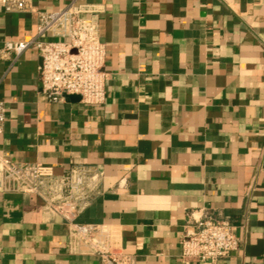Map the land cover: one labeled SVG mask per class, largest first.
Segmentation results:
<instances>
[{"label": "crops", "instance_id": "0c3cea01", "mask_svg": "<svg viewBox=\"0 0 264 264\" xmlns=\"http://www.w3.org/2000/svg\"><path fill=\"white\" fill-rule=\"evenodd\" d=\"M18 1L30 9L0 12V49L69 3ZM79 3L103 9L105 103L48 102L34 48L0 58V153L55 175L100 170L76 221L104 226L134 264H182L179 237L203 216L228 221L240 243L213 264H264V0ZM0 264L99 261L69 255L66 225L34 196L0 194Z\"/></svg>", "mask_w": 264, "mask_h": 264}, {"label": "built area", "instance_id": "2783aa9c", "mask_svg": "<svg viewBox=\"0 0 264 264\" xmlns=\"http://www.w3.org/2000/svg\"><path fill=\"white\" fill-rule=\"evenodd\" d=\"M28 3L0 0V12H26ZM96 5L69 0L64 7L38 13L36 35L29 41L4 42L0 58L14 61L30 48L41 59L40 90L48 102L65 95L77 96L86 106L106 101V51L99 39ZM5 105L0 102V135L5 124ZM103 173L93 167L74 165L62 175L36 163H14L0 153V194L34 196L44 211L59 217L67 227V251L72 256H90L99 264H134L131 254L113 247L102 225L79 224L77 217L97 195ZM182 264H213L239 248L233 226L209 216L193 220L178 241Z\"/></svg>", "mask_w": 264, "mask_h": 264}]
</instances>
